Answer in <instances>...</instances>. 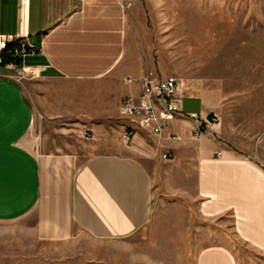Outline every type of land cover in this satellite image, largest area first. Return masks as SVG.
<instances>
[{"label":"crops","instance_id":"1","mask_svg":"<svg viewBox=\"0 0 264 264\" xmlns=\"http://www.w3.org/2000/svg\"><path fill=\"white\" fill-rule=\"evenodd\" d=\"M156 1L0 0V34L37 48L22 64L35 72L27 89L20 61L0 65V225L33 216L41 240L125 239L153 219L158 195L176 194L205 220L195 239L218 241L198 264H264V168L220 136L194 137L187 114L217 113L207 94H187L160 136L120 115L148 71L173 76L152 40ZM204 20L193 17V34ZM128 128L126 147L147 158L124 148Z\"/></svg>","mask_w":264,"mask_h":264},{"label":"rangeland","instance_id":"2","mask_svg":"<svg viewBox=\"0 0 264 264\" xmlns=\"http://www.w3.org/2000/svg\"><path fill=\"white\" fill-rule=\"evenodd\" d=\"M196 15L205 20L193 34ZM151 21L153 44L163 59L165 75L182 80L187 94H207L221 116L215 135L264 168V0H157ZM192 36L194 44L189 41ZM34 75L21 73L26 89ZM131 141L122 140L124 148L134 146ZM129 151L147 158L137 150ZM173 197L176 194L158 195L153 219L140 232L119 240H97L83 233L41 240L34 233L33 216L0 225V262L198 264L200 250L213 248L218 241L196 240L205 220ZM196 201L197 197L194 206Z\"/></svg>","mask_w":264,"mask_h":264},{"label":"built area","instance_id":"3","mask_svg":"<svg viewBox=\"0 0 264 264\" xmlns=\"http://www.w3.org/2000/svg\"><path fill=\"white\" fill-rule=\"evenodd\" d=\"M36 51L37 48L26 37L0 34V65L12 69L18 67L17 61H20L22 72L35 74L33 70L22 64L27 56L34 55ZM186 96L187 88L178 77H161L148 71L141 79L140 93L122 100L120 115L151 135L160 136L168 128L170 121L181 112L179 102ZM187 116L197 124L195 138H199L203 133L215 134L216 127L221 124V116L215 112L207 117H202L196 112ZM135 133V129L128 128L123 132L122 138L129 141ZM82 135L85 138H92L93 130L85 127ZM170 138L176 139L177 136L170 135ZM217 155L220 156L221 152L219 151ZM162 156L168 159L171 154L165 151Z\"/></svg>","mask_w":264,"mask_h":264}]
</instances>
